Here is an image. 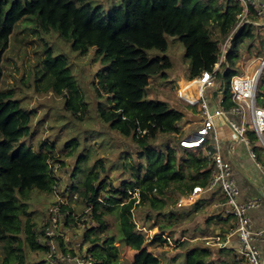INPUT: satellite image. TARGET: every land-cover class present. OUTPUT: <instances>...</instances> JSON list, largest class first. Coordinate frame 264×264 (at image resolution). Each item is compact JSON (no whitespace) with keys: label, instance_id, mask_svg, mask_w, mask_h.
Masks as SVG:
<instances>
[{"label":"trees","instance_id":"obj_1","mask_svg":"<svg viewBox=\"0 0 264 264\" xmlns=\"http://www.w3.org/2000/svg\"><path fill=\"white\" fill-rule=\"evenodd\" d=\"M95 3L99 11L104 10L99 17L90 8ZM105 4L96 0H0V243L4 253L1 264H50L48 259L29 257L33 252L47 254L49 244L44 242V224L35 228L27 200L34 190L53 194L54 186L58 188V178L53 175L51 165L61 163L53 142L43 140L34 147L26 141L32 135L31 122L36 112L25 107L15 96V87L5 81L9 58L4 53L8 47L25 51L34 43L33 38L37 39L40 53L35 46L32 48L36 51L33 63L36 91H52L62 96L64 109L78 120H82L80 115L87 110L88 102L68 57L55 52L43 37L50 31H58L57 10L80 13L85 18L72 34L79 53L93 50L100 64L92 80L96 118L119 136L130 137L137 146V161L127 156L128 152H121L119 167L128 176L120 179L117 186H111L107 174L101 176L99 167H103V162L97 158L82 176L71 177L63 190L62 194L76 192L85 206H90L94 224L85 228L83 244L88 245L92 264H122L119 246L135 251L130 264H161L160 256L147 248L145 234L137 229L131 209L143 206L145 220L162 218L164 223L158 226L163 233L179 220L178 214L164 211L165 196L173 191L186 195L194 185H206L211 176L212 168L202 149L183 148L179 145L180 138L175 145L158 138L179 133L178 123L184 113L164 100L144 96L151 76L166 75L172 66L164 54L167 35L182 41L189 58L187 78L192 79L204 70H212L218 37L223 39L230 31L241 5L228 0H117ZM93 17L96 22H92ZM254 33L252 25L237 32L226 55L227 65L222 64L223 69L218 72L220 82L226 86L232 75L239 73L235 67L240 52L238 39L241 36L254 39ZM260 42L263 46V38ZM151 48L163 54L151 57L147 53ZM259 95L262 96L259 103L264 105L261 88ZM247 135L256 139L252 131ZM77 144L74 136L66 139L63 145L66 154H72ZM134 188L137 197L129 193ZM110 214L116 219V232L110 231L106 219ZM157 239L164 241L161 235L155 236L154 240ZM55 241L58 249L65 252L60 234ZM182 254L181 264H210L206 259L213 253L208 246L196 244Z\"/></svg>","mask_w":264,"mask_h":264},{"label":"rangeland","instance_id":"obj_2","mask_svg":"<svg viewBox=\"0 0 264 264\" xmlns=\"http://www.w3.org/2000/svg\"><path fill=\"white\" fill-rule=\"evenodd\" d=\"M96 1L101 4H109L117 0ZM90 8L96 11L98 17L101 16L104 11L102 9L99 11L100 7L96 3L90 4ZM262 19L264 21V17ZM84 20L85 18L80 13H69L65 10H57L55 12V22L58 24V31H50L47 34H43L44 39L53 47L55 52L64 53L69 59L72 73L82 89L84 100L88 102L87 110L80 115L82 120L76 119L64 109L62 96L52 91L38 92L34 88L33 63L36 59V51H39L41 47L38 45L37 39L33 38L34 43L28 45L25 51L22 49L17 50L16 46L10 45L4 53L9 58L8 67L5 68V81L15 87V96L21 99L22 104L36 112L31 122L32 135L28 137L26 141L32 143L34 147H37V143L40 141H51L55 144V154L60 155L59 158L61 159V163H57L59 165L57 184L60 194L63 193L64 188L70 183L71 177L76 178L77 176H82V174L88 170V167L94 164L97 158H100L103 162V167H99L102 171L101 176L107 174L111 186H117L120 179L128 176L127 173L119 167L121 152H128L127 156L131 155V158L136 161L138 160L135 154L137 146L133 140L130 137L123 138L116 132L109 130L106 125H101V122L95 116L94 106L96 94L92 80L100 64L93 50L85 54L79 53L77 45L74 44L72 34V30L75 31ZM259 20L262 22L261 19ZM92 22H96V18L93 17ZM252 27L253 31L256 33L254 39L247 36H241L238 39V48L240 52L235 67L239 73L251 70L256 65V60L254 63H251L250 59H257L264 54V45L262 46L260 42V38H263L264 43V26L256 24L252 25ZM166 39L168 47L164 54L170 58L172 66L166 71V75L162 76L157 74L151 76L148 91L144 97L146 99L156 98L164 100L168 102L170 106H175L184 113V116L178 123V135L174 133L158 135L159 140L175 145L176 140L185 136L187 132H190L195 127V122L198 120L197 116H200V109L198 105H189L178 95L179 86L182 85L183 80L187 79L189 58L185 56L183 43L177 36L167 35ZM220 40H222L221 36L218 37V42ZM34 46L36 51L32 49ZM147 53L151 57L163 54L154 48L148 49ZM222 69L223 68H220V71H222ZM262 75L263 78L259 84V89L261 88L264 93V73ZM219 83L220 78L218 76L216 88L219 86ZM209 91L208 89L206 93L209 94ZM71 136L77 139L78 144L73 153L67 155V150H65V147L63 148V145L66 139H69ZM247 138L253 150L255 149L258 153L264 152V147L258 137L251 140L249 135H247ZM80 154H85L86 157H84L85 155L79 157ZM180 197L181 195L176 191L165 196L166 208L164 211L170 210L179 216V220L174 221V223L163 232L173 238L171 245L163 240H154L155 236L160 235L162 232L158 226L160 222L164 223L162 218L159 217L157 221L153 219L145 220L143 217L145 215V208L143 206H139L138 208L136 206L133 210V216H136V219L143 222L146 226L144 234L147 248L160 256L161 264H181L183 251L192 244L203 241L200 239H196V241L188 239L189 235L186 234V228L191 227V224L197 225V219L191 215L188 216L186 210L190 205H178ZM53 199V194L49 195L45 192L34 190L31 198L27 200L28 209L32 211L31 219L35 223V228L40 227L46 209L51 205L50 203ZM85 208L84 200L78 197L66 205L65 211L67 214H70V216L65 218V222L60 228L61 236L65 242V250L79 251V248L85 250L88 246L86 243L80 246L79 240L83 238L85 228L94 224L89 213L87 220H81L82 215L85 213ZM106 219L110 231L116 232L115 217L110 214L106 216ZM207 221V225L211 226L215 219L210 217ZM183 234L188 237L183 240L175 241V239H179L180 236H184ZM42 238V236L38 238L40 242ZM116 244H118V242H116ZM199 244L205 246V243ZM211 244L212 242L210 240L206 242V245L211 246ZM119 247L121 251V263L130 264L135 251L127 246ZM214 249L217 250L218 248ZM60 251L64 252L62 248H60ZM3 254L2 245L0 243V264ZM29 257L37 259L42 257V259L44 258L47 260V254H43L41 251L33 252ZM206 261H210V264H233L232 262L234 259L229 248H222L219 250L218 254H211Z\"/></svg>","mask_w":264,"mask_h":264},{"label":"built area","instance_id":"obj_3","mask_svg":"<svg viewBox=\"0 0 264 264\" xmlns=\"http://www.w3.org/2000/svg\"><path fill=\"white\" fill-rule=\"evenodd\" d=\"M228 1L239 3L241 9L237 12L230 31L218 42L217 58L212 70H204L192 79L183 80V84L178 90L181 99L189 105H198L200 109V118L195 122V127L179 139V145L192 150L202 149L212 168L206 185H194L190 193L180 197L178 205L194 202L204 191L218 190L223 197L221 214L224 217H233V226L222 240L219 235H213L207 240L218 242L221 247L229 246L235 264H264V246L258 245L264 243V227L256 226L249 213L251 208L260 205L262 197L255 196L246 199L240 197L233 165L229 159L224 158L220 151L214 124L217 117L224 118L229 114L238 116L239 121L227 119L228 126L234 131L237 139L247 147L255 165L259 168L264 167V164L257 160L246 135L248 131H252L261 140L264 147V105L259 103V99L262 97L259 95V84L264 73V54L257 59H250L251 63L256 60V65L251 70L232 75L228 86L220 82L216 88L220 66L227 65L226 55L231 49L237 32L243 27L260 24L259 19L264 16V0ZM208 89L210 90L209 94L206 93ZM57 163L51 165L55 178H57L59 168ZM53 190L54 199L47 207L42 220L45 230V241H43L49 244V252H47L49 263L92 264L93 259L87 251V247L85 250L79 248V251L66 250L65 252L58 249L55 241L56 236L61 235V225L64 224L65 218L70 216L65 210H62V206L74 201L77 198V193L60 194L55 186ZM129 193L131 197L138 196L137 188ZM136 202L138 199L135 200ZM133 209L134 207L131 209L132 215ZM84 211L86 215H82V221L87 220L90 206H87ZM132 218L137 229L145 232V224L138 221L136 216ZM160 235L164 241L172 244L173 238L170 235L162 232ZM231 236H236V244L230 243ZM79 240L80 246L84 245V238ZM179 240H183V238L180 237Z\"/></svg>","mask_w":264,"mask_h":264},{"label":"crops","instance_id":"obj_4","mask_svg":"<svg viewBox=\"0 0 264 264\" xmlns=\"http://www.w3.org/2000/svg\"><path fill=\"white\" fill-rule=\"evenodd\" d=\"M262 18L260 25L264 26ZM199 118L200 116H197L198 120ZM229 118L239 121V117L233 114H229L224 118L217 117L214 120L219 148L224 158L229 159L233 165L240 197L242 199L255 196L262 197L260 205L251 208L249 213L256 226L264 227V167L259 168L255 165L249 155L247 147L237 139L234 131L228 126L226 120ZM254 152L257 160L264 164V152L258 153L255 149ZM222 201L223 197L221 193L218 190H211L200 193L194 202L183 204L190 205L186 211L188 212V216L191 215L197 219V225L191 224V227L186 228V234L189 235V237L184 234V236L180 237L183 239L188 237V239H192L193 241H196V239L203 240L202 242L198 241L192 245L205 243V246L211 248L213 254H218L219 250L222 248H229V250L232 251L229 246L221 247L218 242H212L211 246H209L210 244L206 245L207 239L213 235H219L222 240L233 226V217H224L221 214ZM210 217L214 218L215 221L211 226H208L207 220ZM236 242V236H231L230 243L236 244ZM258 245L264 246V243H259ZM214 248L218 249L216 250Z\"/></svg>","mask_w":264,"mask_h":264},{"label":"bare ground","instance_id":"obj_5","mask_svg":"<svg viewBox=\"0 0 264 264\" xmlns=\"http://www.w3.org/2000/svg\"><path fill=\"white\" fill-rule=\"evenodd\" d=\"M182 84H183V82H182ZM180 87V86H179Z\"/></svg>","mask_w":264,"mask_h":264},{"label":"clouds","instance_id":"obj_6","mask_svg":"<svg viewBox=\"0 0 264 264\" xmlns=\"http://www.w3.org/2000/svg\"><path fill=\"white\" fill-rule=\"evenodd\" d=\"M178 241V240H177Z\"/></svg>","mask_w":264,"mask_h":264}]
</instances>
